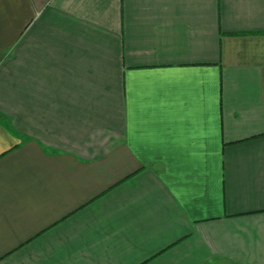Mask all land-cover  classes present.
I'll return each instance as SVG.
<instances>
[{
    "label": "crops",
    "instance_id": "0c3cea01",
    "mask_svg": "<svg viewBox=\"0 0 264 264\" xmlns=\"http://www.w3.org/2000/svg\"><path fill=\"white\" fill-rule=\"evenodd\" d=\"M0 264H264V0H0Z\"/></svg>",
    "mask_w": 264,
    "mask_h": 264
}]
</instances>
